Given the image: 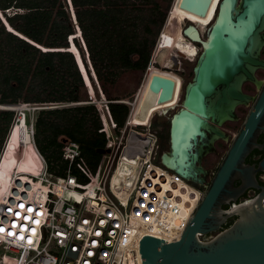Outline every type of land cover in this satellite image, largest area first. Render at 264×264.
I'll use <instances>...</instances> for the list:
<instances>
[{
  "label": "trees",
  "instance_id": "obj_1",
  "mask_svg": "<svg viewBox=\"0 0 264 264\" xmlns=\"http://www.w3.org/2000/svg\"><path fill=\"white\" fill-rule=\"evenodd\" d=\"M181 1L175 0L172 6L173 0H0V102L65 104L40 109L35 122L38 148L47 160H55L56 173L63 174L68 167L61 155L65 140L79 143L81 156L94 170L109 141L69 43L75 34L69 6L73 7L93 72L105 86L114 84L124 70L148 69L171 6L159 48L168 42L183 55L196 51L182 35L180 43H173L180 33V20L188 17L200 31L204 30L212 21L219 0H212L205 16L183 9ZM83 61L84 64L80 60L85 70L88 65ZM154 75L173 79L172 97L181 99L180 76L176 72L154 68L149 76ZM153 95L146 108L163 113L174 107L169 99L159 101V95ZM119 100L110 97L106 103L118 131L125 126L131 110L130 104ZM146 102L138 99L132 113L133 122H142L139 116L146 109ZM14 117L11 109L0 110V151ZM20 155L15 130L0 168L1 179L8 177ZM33 156L34 148L29 145L27 161L31 163Z\"/></svg>",
  "mask_w": 264,
  "mask_h": 264
},
{
  "label": "water",
  "instance_id": "obj_2",
  "mask_svg": "<svg viewBox=\"0 0 264 264\" xmlns=\"http://www.w3.org/2000/svg\"><path fill=\"white\" fill-rule=\"evenodd\" d=\"M211 3L212 0H182L180 5L205 16ZM185 23L184 35L202 44V54L194 68L193 80L185 86L178 112L195 117L201 125L181 147L173 144L170 134L171 151L163 153V163L187 178L183 167H195V160L214 145L213 136L227 138L222 123L236 117L239 104L253 99L243 91V84L248 80L257 83L256 70L264 68V0H220L206 39H202L196 23L189 20ZM153 82L160 88L159 101L172 97L173 79L154 75ZM262 131L264 80L181 239L169 242L145 235L131 245L125 264H264V192L229 211L222 208L246 187L258 185L256 172L264 169V160L255 168L245 159L252 149L262 146L257 141ZM167 154H175V166H169ZM127 161L132 167L134 162ZM141 163L139 158L128 174L126 187L132 188ZM197 169L203 171L201 167ZM237 178L243 180L238 187L234 186ZM116 186L121 187L119 194L127 196L128 188L124 190L118 183ZM233 215L237 218L232 224L222 228Z\"/></svg>",
  "mask_w": 264,
  "mask_h": 264
},
{
  "label": "built area",
  "instance_id": "obj_3",
  "mask_svg": "<svg viewBox=\"0 0 264 264\" xmlns=\"http://www.w3.org/2000/svg\"><path fill=\"white\" fill-rule=\"evenodd\" d=\"M15 105L2 103L0 109L15 110ZM35 122H28L35 151L31 163L26 170L12 167L0 179V264H125L131 245L145 235L181 239L204 189L157 158L154 145L123 197L112 187L121 141L113 151L109 140V156L103 154L94 170L79 143L65 140L61 155L68 167L58 174L55 160H47L38 148ZM7 148L6 139L0 165ZM139 158L128 159L132 167Z\"/></svg>",
  "mask_w": 264,
  "mask_h": 264
},
{
  "label": "rangeland",
  "instance_id": "obj_4",
  "mask_svg": "<svg viewBox=\"0 0 264 264\" xmlns=\"http://www.w3.org/2000/svg\"><path fill=\"white\" fill-rule=\"evenodd\" d=\"M172 6H171V9H172ZM171 9L169 10L168 18H169ZM69 10H70V13L72 14L73 7L71 9L69 6ZM216 12H217V8L215 9V15L212 21L208 23V25L206 26L204 30H201L200 35L202 39L207 38L211 24L213 23L215 19ZM0 13L2 14V12ZM168 18H167L166 23L168 22ZM186 20L192 21L188 17H182V19L180 20V24H179L180 33L176 34L175 38L173 39V43L174 44L180 43L181 42L180 36L182 35L184 38L188 39L187 41L195 47L196 51L193 54L183 55L182 52L175 50L173 48V45L168 42L166 46L159 48L160 46L159 43L161 41V33L165 29V25H166L165 23L159 35L158 44L154 49V53H153L152 61H151L152 63L148 67V69L147 70H124L120 73V75L118 76L114 84L107 83L105 86H103V84L97 80L96 75L93 72V68L91 66V62L89 59V55L87 52V47L85 45L83 35L81 33V30L78 24L76 23L77 21L76 22L73 21L75 34H73L70 37L69 43H70L71 49L76 55L77 61L80 65L81 72L85 77L87 93L89 95V98L91 99V102H93L97 106V108L100 109L101 113L105 117V120L103 121L99 114L102 125L104 129L106 130L107 134L109 135V140H111L110 149L115 151L119 147L120 141L122 142L117 155L121 153L122 147L125 143V137L131 138L132 136L130 135L131 130L135 132H139V133H144V134H146V132L149 131L147 135L151 136L152 134L157 137L155 153H154V155H156L157 158L160 159L161 154L169 151L170 149L169 129H170V125H172L170 119L173 118L174 114L177 113L178 110L182 106L181 99L183 97L182 95L184 92V88L189 82L193 80L194 68L198 63L199 56L202 54V44L199 42H193L192 40L189 39V37L184 35V29L186 28V23H185ZM73 37H76V38H74L73 40ZM262 58H264V47L262 49ZM83 59H85V62L88 65V67L84 65L85 70H83L82 64L80 62L81 60L82 63L84 64ZM154 68L173 71V72H176L180 76L179 84L182 87L181 99L176 100L175 98L171 97L169 100L174 103V107L168 108L167 109L168 111L166 110V112H163V113L157 110L146 108L147 103L149 99H151V95L153 93L160 95V88L153 82V77L150 78L149 76L150 70ZM256 77L259 81L264 80V68H258L256 70ZM254 83L255 82L253 81L244 82L243 91L251 94L252 96H255L258 92L259 87H258V83L257 84H254ZM110 97L120 98V100L129 101L130 103L134 102L131 105V108L133 106V109H134V105L136 106V104L138 103V99L147 101L145 103L146 109L139 116L142 122L141 123H138V122L136 123L133 121L132 123L129 122V125L125 124V126L118 131L115 125L112 123L109 113H108V109L106 107V103L108 102V99ZM251 103L252 102L249 101L248 103L239 104L235 109L236 117L234 119H228L222 123L221 127L226 132L227 138L215 141L216 142L214 144L215 149L213 150L214 153L209 155L214 160L219 161L223 157V155L226 153V151L228 150L230 143L232 142L234 136L238 132L244 118L246 117L249 111ZM0 104H2V102H0ZM45 104H47L48 106H50V104H56L55 106H59V107L62 105H65V104H60V103H45ZM26 105H24L23 107L28 108L25 110L27 122H31V120H35L36 115L39 111V109H33V107H37L38 105L31 104V103H26ZM13 111L15 112V117L9 128L10 134H11L15 119L17 118L19 114H21L20 113L21 110L19 109H15ZM9 130L1 146V151L5 145V141L7 139ZM20 131H21V136L24 139H27L28 138L27 123L24 122L23 120L20 125ZM105 153L103 154L105 155L106 158H108L109 155Z\"/></svg>",
  "mask_w": 264,
  "mask_h": 264
},
{
  "label": "bare ground",
  "instance_id": "obj_5",
  "mask_svg": "<svg viewBox=\"0 0 264 264\" xmlns=\"http://www.w3.org/2000/svg\"><path fill=\"white\" fill-rule=\"evenodd\" d=\"M174 2H175V0H174ZM174 2H173V4H174ZM74 18H75V16H74ZM197 30L200 34V29H197ZM262 81H259V80L257 81L258 86H260ZM151 96L153 97L154 95L152 94ZM24 105H26V104L15 105L13 107V108L21 110L20 111L21 114H19L17 116V118L15 119L11 134L9 135V137L7 139L8 140V146H9V143H10V140H11V137H12L14 131L15 130L18 131V142H19V146L21 149V155H20L19 159L17 160L14 169L19 168L20 170H24V169L26 170V167L29 166L30 162H28L26 159V151H27V147L29 145L33 146L32 135L30 132L29 124L27 122V119H26L27 117H26V113H25V109H28V108L23 107ZM134 108H135V105H134ZM133 110L134 109L132 108V111ZM132 113L133 112H131V114ZM131 119H132V116L130 115L129 122L132 123ZM22 120L27 123V136H28L27 139H24L21 136L20 125L22 123ZM199 124H200V122L198 121V119H196L195 117H193L191 115L182 114L181 112L175 113L173 118H172V128H171V139L173 140V144L175 143L176 146H178V147L185 145V143L187 142L189 137L201 125V124L200 125ZM128 125H129V123H128ZM148 132L149 131H147L146 134H144V133H139V132H135V131L131 130V134H130V135H132L131 138L125 137V143H124L123 151L121 154V158L119 160V167L114 172V177L112 180L113 181L112 187L117 192H118V189H121V187L116 186V183L122 184L124 190L126 188H128V187H126L127 185L125 186V183L129 177L128 174H130L133 171V167H129L130 163L127 161L128 159H131V158L136 159L138 157H142V161H145L146 163H148V157L150 155L149 151L153 147V145H154V147L156 146L155 135L153 136L150 133L151 136H149V135H147ZM214 138L217 139L218 137H214ZM153 139H154V141H153ZM5 153L2 157L3 159L5 156ZM166 157L170 158V156L168 154ZM3 159H2V162H3ZM2 162H1V165H2ZM169 164H170L169 166H172L171 162ZM1 165H0V168H1ZM116 177H118V180H116ZM132 187H133V185H132ZM130 191H131V187L128 188V194L130 193Z\"/></svg>",
  "mask_w": 264,
  "mask_h": 264
},
{
  "label": "flooded vegetation",
  "instance_id": "obj_6",
  "mask_svg": "<svg viewBox=\"0 0 264 264\" xmlns=\"http://www.w3.org/2000/svg\"><path fill=\"white\" fill-rule=\"evenodd\" d=\"M219 2H220V0H219ZM219 2H218V5H219ZM248 81H250V80H248ZM254 84H257V83L255 82ZM258 87H259V89H258V92H257V94L255 96H252L251 94L248 93L253 98L252 100H250L252 103L254 102V99L257 97V95L260 92V86H258ZM184 95H185V88H184V92H183L182 96L184 97ZM183 97L181 99V103H182ZM252 103H251V105H252ZM170 121H171V124H172V118L170 119ZM170 134H171V125H170V129H169V138H170ZM212 139L217 141V140H221V139H224V138L215 139L214 136H213ZM153 141H154V139H153ZM169 141H170V139H169ZM257 141L262 146L252 149L250 151V153L246 156V159H245V162L247 164L253 165L255 168H258L259 165H260V162L262 160H264V131H262L258 135ZM214 149H215V147L213 145L209 151L204 153L199 158V160H195V167H186V166L183 167L184 168L183 170L186 171L185 172V174L187 175L186 177L190 181L194 182L195 184H200L201 187L204 190L208 187L209 183L212 181V179H213V177H214V175H215V173H216V171H217V169H218V167H219V165H220V163H221V161H222V159H223V157L225 155L224 154L223 157L219 161L214 160L212 157L209 156L210 154L214 153L213 152ZM169 151H171V146H170ZM174 155L175 154H172V155L170 154L169 155L170 156L169 159L171 160L172 166L176 165V164H174V162H175ZM184 164H186V163H184ZM178 165L181 167L180 164H178ZM199 167H201L203 169V171L198 170L197 168H199ZM256 181H257V184H258L257 186L246 187V189L240 195H238V197L236 199H232L228 203L223 204L222 208L225 211H229L232 208H234V207H236V206H238L240 204L246 203L247 201L257 197L260 193H263L264 192V169L257 170V172H256ZM242 182H243V180L241 178H237V179L234 180V186L238 187V186H240L242 184ZM236 218H237V215L230 216L226 220V222L223 223L222 228H225V227L229 226L230 224H232V222Z\"/></svg>",
  "mask_w": 264,
  "mask_h": 264
},
{
  "label": "crops",
  "instance_id": "obj_7",
  "mask_svg": "<svg viewBox=\"0 0 264 264\" xmlns=\"http://www.w3.org/2000/svg\"><path fill=\"white\" fill-rule=\"evenodd\" d=\"M160 160L163 162V154L160 155Z\"/></svg>",
  "mask_w": 264,
  "mask_h": 264
},
{
  "label": "snow or ice",
  "instance_id": "obj_8",
  "mask_svg": "<svg viewBox=\"0 0 264 264\" xmlns=\"http://www.w3.org/2000/svg\"><path fill=\"white\" fill-rule=\"evenodd\" d=\"M22 207V206H21ZM0 231H3V229H0Z\"/></svg>",
  "mask_w": 264,
  "mask_h": 264
}]
</instances>
